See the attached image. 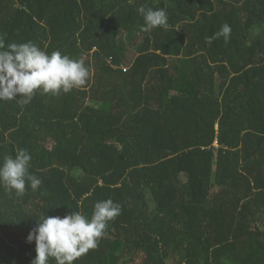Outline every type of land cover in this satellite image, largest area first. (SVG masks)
I'll list each match as a JSON object with an SVG mask.
<instances>
[{"label": "trees", "instance_id": "1", "mask_svg": "<svg viewBox=\"0 0 264 264\" xmlns=\"http://www.w3.org/2000/svg\"><path fill=\"white\" fill-rule=\"evenodd\" d=\"M142 6L167 29L141 31ZM0 36L90 72L0 101V163L26 149L42 181L0 186V264H32L41 215L108 199L121 213L73 264H264V0H0Z\"/></svg>", "mask_w": 264, "mask_h": 264}, {"label": "clouds", "instance_id": "2", "mask_svg": "<svg viewBox=\"0 0 264 264\" xmlns=\"http://www.w3.org/2000/svg\"><path fill=\"white\" fill-rule=\"evenodd\" d=\"M138 11L144 17L141 31L149 32L157 27L167 29L165 10L142 6ZM231 31V26L225 23L212 37L206 38V42L211 44L214 39L223 37L227 43ZM89 75L82 60L58 50L49 55L31 41L5 45L0 36V101L19 100L26 105L37 91L54 96L69 93L83 87ZM31 159L26 149L18 150L15 158L5 156L0 163V186L8 192L14 190L18 196L25 193L26 184L36 191L42 181L29 173ZM120 213L121 205L108 199L95 203L90 219L80 211L63 217L41 215L27 236V241H35L36 245L32 264H50L52 259L56 264H73L98 247L100 239L106 236L108 223Z\"/></svg>", "mask_w": 264, "mask_h": 264}, {"label": "rangeland", "instance_id": "3", "mask_svg": "<svg viewBox=\"0 0 264 264\" xmlns=\"http://www.w3.org/2000/svg\"><path fill=\"white\" fill-rule=\"evenodd\" d=\"M136 57V54L133 52V51H131V50H129L127 53H126V64H128L129 62H131L134 58ZM127 65H125V67H126Z\"/></svg>", "mask_w": 264, "mask_h": 264}]
</instances>
